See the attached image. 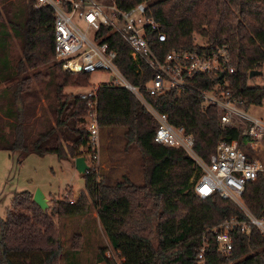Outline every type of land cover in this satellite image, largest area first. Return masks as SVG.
Wrapping results in <instances>:
<instances>
[{
  "label": "trees",
  "instance_id": "obj_1",
  "mask_svg": "<svg viewBox=\"0 0 264 264\" xmlns=\"http://www.w3.org/2000/svg\"><path fill=\"white\" fill-rule=\"evenodd\" d=\"M117 1L126 7L139 0ZM145 1L166 37L158 41L151 36L152 43L165 50L200 47L194 40L195 33L211 46L227 43L237 64L236 71L228 74L233 92L245 97L264 95V85H245L248 70L264 60V0ZM12 35L21 41L24 56L15 64L9 55ZM53 35L48 5L37 7L33 0H0V83L7 82L0 86V148L17 151L18 159L29 152H54L61 158L79 154L86 157L92 152L84 124L86 99L63 91L66 85H85L89 72L62 69L59 60L44 73L56 100L49 105L51 118L32 139H27L26 121L42 114L36 115L37 105H28L25 90L31 80L22 72L26 69L23 61L34 66L55 57ZM115 39L118 68L131 83L143 84L151 75L150 69L144 65L137 69L126 42L118 36ZM206 77L217 79L214 74ZM112 90L124 95L126 113L103 111L102 105L99 124L108 117L121 123L126 142L135 143L143 156L144 182L135 184L125 175L109 182L107 175L89 166L82 172L84 188L74 199L67 195L57 199L50 211V206L43 209L33 200L29 189L15 191L11 206L4 216L0 215V264H59L61 243L52 213H84L91 201L109 245L120 250L124 264H196L203 230L241 212L233 201L217 193H196L193 184L199 168L181 147L153 140L156 120L128 88L100 83L98 100ZM30 94L38 99L35 88ZM145 97L155 108L167 112L171 123L182 124L193 132L194 148L205 158L214 150L219 136H239L238 128L220 125L215 104L202 106L193 91L170 89L145 93ZM66 129L73 134L68 142L61 134ZM242 197L253 214H264V171L246 182ZM79 236H74V246ZM105 248H100L98 260L116 264L104 254ZM206 264H264V236L256 229L250 235L235 230L232 252L226 256L217 251L216 242L208 234Z\"/></svg>",
  "mask_w": 264,
  "mask_h": 264
},
{
  "label": "built area",
  "instance_id": "obj_2",
  "mask_svg": "<svg viewBox=\"0 0 264 264\" xmlns=\"http://www.w3.org/2000/svg\"><path fill=\"white\" fill-rule=\"evenodd\" d=\"M34 6L48 5L52 10L53 50L61 67L68 71L90 72L97 68L111 73L113 85L128 88L146 107L156 126L153 140L181 147L199 168L193 188L200 196L217 193L233 201L240 213L226 216L207 226L196 251V264H206L208 234L216 242V249L230 255L234 245V231L250 235L254 229L264 236V214L255 215L245 205L242 194L247 181L264 171V110L263 115L249 109L264 108V95L242 96L234 93L228 74L237 69L227 43L211 46L198 42L195 48H168L152 43L166 39L160 21L148 11L145 0L121 6L117 0H33ZM115 36L129 47V54L137 69L146 66L150 77L143 84L131 83L118 68ZM264 63L252 67L260 69ZM251 69V68H250ZM208 74L217 75L214 81ZM246 87L252 86L245 82ZM98 84L76 94L86 99L85 127L89 133L90 158H96L99 149ZM174 89L193 91L201 105L215 104L221 126L231 125L239 130L238 137L216 139L214 150L207 158L194 148L193 132L182 124H173L168 114L155 108L146 94ZM104 254L116 264H124L119 249L108 245Z\"/></svg>",
  "mask_w": 264,
  "mask_h": 264
},
{
  "label": "rangeland",
  "instance_id": "obj_3",
  "mask_svg": "<svg viewBox=\"0 0 264 264\" xmlns=\"http://www.w3.org/2000/svg\"><path fill=\"white\" fill-rule=\"evenodd\" d=\"M196 42L205 41V38L198 33L194 34ZM9 55L12 64L23 57L21 41L13 35L9 42ZM57 59L52 56L49 62L28 66L25 59L22 71L30 76V86L25 90L28 105H37L36 115L42 114L38 119L26 121L27 139H32L39 130L51 118L49 105L56 102L53 91L46 85L48 76L45 71H50V65H54ZM62 68V67H61ZM63 69V68H62ZM38 72V73H37ZM111 73L107 69L97 68L89 72L88 82L85 85H66L65 92L76 94L79 90L93 88L100 83L112 82ZM8 81V83H10ZM7 82H1L4 86ZM246 83L249 85H264V63L261 72L254 75H247ZM36 89L38 99L30 94ZM103 111L111 113H126L127 105L125 97L119 90L107 92L102 99ZM25 104V103H24ZM251 112L263 115L258 107L250 108ZM123 126L115 119L108 117L99 124V149L96 158L85 159L89 166L97 172L107 175L109 182L127 176L135 184H141L145 180V169L143 156L135 143H127L122 135ZM64 142H68L72 132L68 129L65 134L62 131ZM66 136V137H65ZM70 159V160H69ZM74 162V156L61 158L54 152L38 154L29 152L18 159V152L0 148V215L4 216L11 206V200L15 191L29 189L31 194L36 187H40L48 202L50 211L55 201L62 196L74 199L84 188L85 178L79 172ZM46 207V208H47ZM52 218L58 229V236L61 243V254L59 264H102L97 254L100 248L109 245L108 236L105 233L97 216L94 203L91 201L89 209L84 213L58 214L52 213ZM79 233L78 245L74 246L75 235Z\"/></svg>",
  "mask_w": 264,
  "mask_h": 264
},
{
  "label": "water",
  "instance_id": "obj_4",
  "mask_svg": "<svg viewBox=\"0 0 264 264\" xmlns=\"http://www.w3.org/2000/svg\"><path fill=\"white\" fill-rule=\"evenodd\" d=\"M260 72V69L251 68L248 70V75L251 76ZM74 165L79 172H84L89 168V164L87 163L85 156L82 154L76 155L74 157ZM32 198L41 208L44 209L47 207L48 202L46 196L40 187H36L34 189Z\"/></svg>",
  "mask_w": 264,
  "mask_h": 264
},
{
  "label": "crops",
  "instance_id": "obj_5",
  "mask_svg": "<svg viewBox=\"0 0 264 264\" xmlns=\"http://www.w3.org/2000/svg\"><path fill=\"white\" fill-rule=\"evenodd\" d=\"M70 160V159H69ZM73 164H74V162H73Z\"/></svg>",
  "mask_w": 264,
  "mask_h": 264
}]
</instances>
